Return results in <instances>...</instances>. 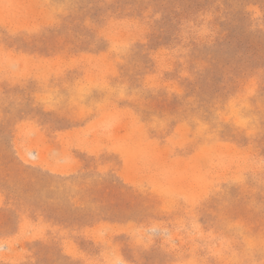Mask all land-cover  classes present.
<instances>
[{
    "label": "rangeland",
    "instance_id": "374dc122",
    "mask_svg": "<svg viewBox=\"0 0 264 264\" xmlns=\"http://www.w3.org/2000/svg\"><path fill=\"white\" fill-rule=\"evenodd\" d=\"M0 264H264V0H0Z\"/></svg>",
    "mask_w": 264,
    "mask_h": 264
}]
</instances>
